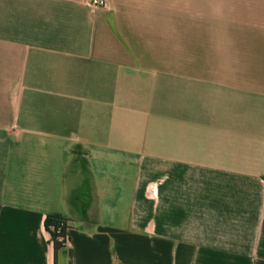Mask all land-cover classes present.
Segmentation results:
<instances>
[{
	"label": "crops",
	"instance_id": "1",
	"mask_svg": "<svg viewBox=\"0 0 264 264\" xmlns=\"http://www.w3.org/2000/svg\"><path fill=\"white\" fill-rule=\"evenodd\" d=\"M88 2L0 0V264H264V0Z\"/></svg>",
	"mask_w": 264,
	"mask_h": 264
},
{
	"label": "trees",
	"instance_id": "2",
	"mask_svg": "<svg viewBox=\"0 0 264 264\" xmlns=\"http://www.w3.org/2000/svg\"><path fill=\"white\" fill-rule=\"evenodd\" d=\"M62 222H64V224L67 225V223H69V220L59 215H53V214L49 215L45 221L46 229L50 232L56 249L61 248L62 244L61 242H59L58 238L59 236L65 233V227H61ZM68 227L70 228L69 224Z\"/></svg>",
	"mask_w": 264,
	"mask_h": 264
},
{
	"label": "built area",
	"instance_id": "3",
	"mask_svg": "<svg viewBox=\"0 0 264 264\" xmlns=\"http://www.w3.org/2000/svg\"><path fill=\"white\" fill-rule=\"evenodd\" d=\"M90 4V6L93 7H105L107 5V0H89L88 2ZM68 224H64V222L61 223V227H65V233L62 234L61 236H59L58 240L59 242H61L62 246L64 247L66 245H68L69 243V227Z\"/></svg>",
	"mask_w": 264,
	"mask_h": 264
}]
</instances>
